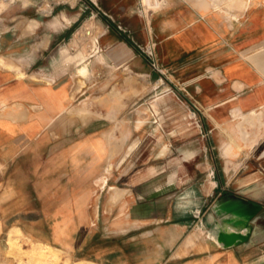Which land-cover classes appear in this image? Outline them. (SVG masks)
Wrapping results in <instances>:
<instances>
[{
    "label": "crops",
    "instance_id": "1",
    "mask_svg": "<svg viewBox=\"0 0 264 264\" xmlns=\"http://www.w3.org/2000/svg\"><path fill=\"white\" fill-rule=\"evenodd\" d=\"M202 1L164 0L152 9L142 0H85L75 12L35 18L33 31L25 13L0 29V264H26L37 242L60 251L58 264H264V165L243 173L240 191L228 188V166L213 170L216 185L229 192L211 218L225 215V226L204 227L192 211L159 209L148 195L161 179L180 177L183 165L156 175L154 165L122 162L102 120L74 112V66L61 49L51 52L81 14L97 12L93 71L95 63L101 72L128 64L156 75L117 29L120 21L138 40L155 41L163 87L194 96L204 129L225 125L236 110L264 111V8L229 18ZM249 202L259 205L252 216L238 211Z\"/></svg>",
    "mask_w": 264,
    "mask_h": 264
},
{
    "label": "rangeland",
    "instance_id": "2",
    "mask_svg": "<svg viewBox=\"0 0 264 264\" xmlns=\"http://www.w3.org/2000/svg\"><path fill=\"white\" fill-rule=\"evenodd\" d=\"M84 1L12 0L0 9V19L4 22L0 29L8 28L19 14L25 13L28 27L33 31L35 18L39 21L53 18L61 8L75 12L80 5L85 4ZM142 1L149 8L156 9L164 0ZM202 2L209 3L208 0ZM252 7L264 8V0H254ZM218 10L225 16L226 12H240L236 6H227L226 2L220 3ZM63 17L67 19L65 15ZM97 19V12L81 14L71 31H74L73 34L70 33L65 42L51 51L61 49L63 61L74 66V69L68 67V75H73L75 81L72 98L74 112L102 120L106 141L113 150H122V162L133 163L137 169L154 165L156 175L164 172L162 170L183 165L180 177L173 180L165 178L156 183L155 191L148 195L151 203L154 202L161 210L174 208L192 211L202 217L204 227L211 228L217 221L225 226V215L211 218L217 201L229 192L227 187H221L219 183L216 185L213 172L215 168L228 166V175L234 177L228 188L236 191H240L237 182L243 173H259L258 169L264 165V159L259 157L260 152L264 154V111L260 119L252 121L244 120L245 113H233L232 119L225 125L213 128L207 124L204 129L201 113L194 106V96L186 91L179 93L173 87H163L162 82L167 81L166 72L157 53L152 60L145 55V51L138 49L148 60L151 71L156 74L154 76L146 75V70L141 67L131 70L128 64L116 70L111 67L101 72L95 63L93 71L89 66L90 58L94 55L98 59L97 39L102 30ZM115 25L133 46L134 42L140 46L151 44L138 40L133 30L120 21H115ZM153 43L155 48L154 40ZM32 77L37 78L34 75ZM79 85H84L82 91H78ZM226 145H230V149L224 156L222 152ZM197 146L199 151L196 154L184 157L185 150H193ZM121 186H125L124 182H121ZM256 222H251V229H254ZM37 245L40 248L26 252V264H33L30 260L33 256L37 259L36 264H56L61 259L58 249L40 242ZM11 247L17 248L14 245Z\"/></svg>",
    "mask_w": 264,
    "mask_h": 264
},
{
    "label": "bare ground",
    "instance_id": "3",
    "mask_svg": "<svg viewBox=\"0 0 264 264\" xmlns=\"http://www.w3.org/2000/svg\"><path fill=\"white\" fill-rule=\"evenodd\" d=\"M12 0H1L0 1V9L4 8L8 3H10ZM210 5H211V9L213 12H219V8H220V3H223V2H226L227 6H236L240 11L243 10V9H249L253 6L254 4V0H208ZM163 2V1H162ZM161 5V4H160ZM226 11V10H225ZM243 13V12H242ZM227 17H236L237 14L235 13H229V12H226L225 13ZM244 16V15H243ZM241 18V17H240ZM36 23V22H35ZM34 23V24H35ZM244 24V23H243ZM96 37V36H95ZM92 38V37H91ZM263 41V40H262ZM261 47V46H260ZM263 50V49H262ZM64 52V51H63ZM67 53V52H66ZM263 55V54H262ZM0 62H2L1 58H0ZM89 67V66H88ZM83 69V68H81ZM82 71V70H81ZM76 72V71H75ZM77 76V74H76ZM82 80V79H81ZM83 81V80H82ZM80 86V85H79ZM239 87V86H238ZM237 111V110H236ZM233 112L234 114L238 112ZM241 113H239L240 115ZM263 114V111L262 110H259V111H251V112H248L247 114L245 113V116H244V120L245 118L247 120H251L252 119H260V117L262 116ZM238 115V116H239ZM241 116V115H240ZM230 149V145H226L224 147V150L222 152V154L225 156L226 153L228 152V150ZM252 178V177H251ZM10 245H14L16 246L18 249H20V246H19V243L18 241L16 240H10ZM36 246V248H34ZM37 248H40L39 245L35 244V245H32V249H37ZM31 260V263L33 264H36L37 262V259L33 257L30 258ZM58 260V259H57ZM60 261V259L58 260V262ZM58 262L56 264H58ZM45 264V263H44Z\"/></svg>",
    "mask_w": 264,
    "mask_h": 264
},
{
    "label": "built area",
    "instance_id": "4",
    "mask_svg": "<svg viewBox=\"0 0 264 264\" xmlns=\"http://www.w3.org/2000/svg\"><path fill=\"white\" fill-rule=\"evenodd\" d=\"M120 27V26H119ZM134 46L141 50V51H145L147 54H145L147 57H150L152 60L155 59L156 57V52L154 50V45L149 44L147 46H140L138 43L134 42ZM152 66H154V64L151 63Z\"/></svg>",
    "mask_w": 264,
    "mask_h": 264
},
{
    "label": "water",
    "instance_id": "5",
    "mask_svg": "<svg viewBox=\"0 0 264 264\" xmlns=\"http://www.w3.org/2000/svg\"><path fill=\"white\" fill-rule=\"evenodd\" d=\"M233 197L236 198L238 196L233 195ZM258 208H259V205L258 204L249 202V204H248V206L246 208L239 209L238 211L240 213H243L244 212V214H247V215L252 216V215L255 214V212L258 210Z\"/></svg>",
    "mask_w": 264,
    "mask_h": 264
}]
</instances>
